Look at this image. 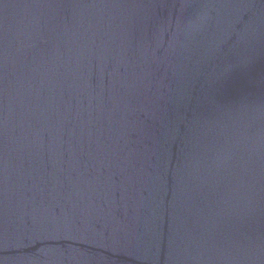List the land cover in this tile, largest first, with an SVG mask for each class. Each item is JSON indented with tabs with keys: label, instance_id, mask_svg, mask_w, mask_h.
<instances>
[{
	"label": "water",
	"instance_id": "water-1",
	"mask_svg": "<svg viewBox=\"0 0 264 264\" xmlns=\"http://www.w3.org/2000/svg\"><path fill=\"white\" fill-rule=\"evenodd\" d=\"M0 264H264V0H0Z\"/></svg>",
	"mask_w": 264,
	"mask_h": 264
}]
</instances>
